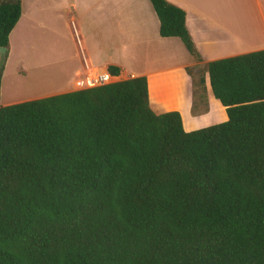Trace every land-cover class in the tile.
Segmentation results:
<instances>
[{
    "label": "trees",
    "instance_id": "1",
    "mask_svg": "<svg viewBox=\"0 0 264 264\" xmlns=\"http://www.w3.org/2000/svg\"><path fill=\"white\" fill-rule=\"evenodd\" d=\"M150 3L200 62L185 11ZM20 14L0 0V86ZM186 71L226 121L185 131L145 76L0 106V264H264V49Z\"/></svg>",
    "mask_w": 264,
    "mask_h": 264
},
{
    "label": "crops",
    "instance_id": "2",
    "mask_svg": "<svg viewBox=\"0 0 264 264\" xmlns=\"http://www.w3.org/2000/svg\"><path fill=\"white\" fill-rule=\"evenodd\" d=\"M166 1L185 11L200 62L179 38L159 35V20L150 0H26L25 6L20 0L21 14L9 34L2 77L13 36L19 50L55 46L58 57L52 61L77 62L60 90L4 101L0 106L78 90L75 85H82L90 70H108L112 65L119 68V80L145 76L152 111H178L187 132L226 121V109L214 97L207 73L206 100H197L193 109L192 80L186 67L264 49V0Z\"/></svg>",
    "mask_w": 264,
    "mask_h": 264
},
{
    "label": "rangeland",
    "instance_id": "3",
    "mask_svg": "<svg viewBox=\"0 0 264 264\" xmlns=\"http://www.w3.org/2000/svg\"><path fill=\"white\" fill-rule=\"evenodd\" d=\"M25 5L26 0H24ZM179 41L182 43L181 40ZM17 43L18 40H15L13 36L12 49L9 53L5 74L1 78L0 104L8 100H19L37 96L48 91L55 92V90H60L58 88H61L63 83L66 82L69 72L73 69L77 61L73 60L68 65L60 62L55 63L52 61L58 57V55H55V46L52 49H43L41 47L30 49L28 47H22L19 50ZM35 44L37 45V43ZM36 50L39 53L34 54L33 51ZM58 59L60 60V58ZM0 60H2L1 55ZM132 67L134 68L135 66ZM75 86L77 88L80 87V89L89 87L84 83L82 85L76 84Z\"/></svg>",
    "mask_w": 264,
    "mask_h": 264
},
{
    "label": "built area",
    "instance_id": "4",
    "mask_svg": "<svg viewBox=\"0 0 264 264\" xmlns=\"http://www.w3.org/2000/svg\"><path fill=\"white\" fill-rule=\"evenodd\" d=\"M77 42L80 46L79 38H77ZM84 65L87 69L90 70L89 63L86 60H84ZM118 75H112L108 70L93 68V70H90V74L85 75V77L82 79V83L86 84L89 87L100 86L115 81H120L117 77Z\"/></svg>",
    "mask_w": 264,
    "mask_h": 264
},
{
    "label": "water",
    "instance_id": "5",
    "mask_svg": "<svg viewBox=\"0 0 264 264\" xmlns=\"http://www.w3.org/2000/svg\"><path fill=\"white\" fill-rule=\"evenodd\" d=\"M6 53V48L0 47V55H4Z\"/></svg>",
    "mask_w": 264,
    "mask_h": 264
}]
</instances>
